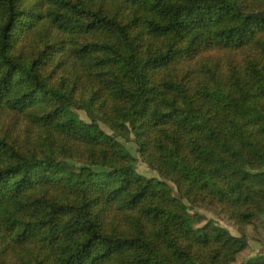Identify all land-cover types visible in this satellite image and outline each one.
Listing matches in <instances>:
<instances>
[{
	"label": "trees",
	"instance_id": "16d2710c",
	"mask_svg": "<svg viewBox=\"0 0 264 264\" xmlns=\"http://www.w3.org/2000/svg\"><path fill=\"white\" fill-rule=\"evenodd\" d=\"M198 209L264 225V0H0V264L250 252Z\"/></svg>",
	"mask_w": 264,
	"mask_h": 264
},
{
	"label": "rangeland",
	"instance_id": "374dc122",
	"mask_svg": "<svg viewBox=\"0 0 264 264\" xmlns=\"http://www.w3.org/2000/svg\"><path fill=\"white\" fill-rule=\"evenodd\" d=\"M78 116L83 117L81 113H78ZM110 133L112 134V132ZM123 143L126 147L131 146L134 148V145L131 140L129 142L123 141ZM65 162L70 165L72 163H76V162H71V161H65ZM75 165L79 166V163ZM142 167H143V170H146V167L144 164H142ZM145 174L149 175L148 173H145ZM197 211L198 212L200 211L203 214H205L215 224V226L221 227L224 230H227L228 232L230 230L234 235H236L237 238L247 240L248 245H250V252L241 251V253L238 254L237 256V264H243L246 261V259L249 257L256 256V255H264V241L259 242L258 240H256L257 237L264 238V225L260 222V220L253 221V223L258 226V229L256 231H249V232L245 231L244 233H241L235 228L234 223L226 221V220L218 219L217 217L213 216L211 213H208L201 209H198ZM249 227H251V225H249Z\"/></svg>",
	"mask_w": 264,
	"mask_h": 264
},
{
	"label": "water",
	"instance_id": "95a60500",
	"mask_svg": "<svg viewBox=\"0 0 264 264\" xmlns=\"http://www.w3.org/2000/svg\"><path fill=\"white\" fill-rule=\"evenodd\" d=\"M247 16H252V17H255V18L262 17L261 13L247 14Z\"/></svg>",
	"mask_w": 264,
	"mask_h": 264
}]
</instances>
